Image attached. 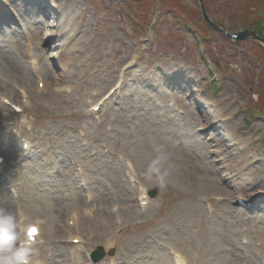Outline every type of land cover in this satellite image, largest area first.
I'll return each mask as SVG.
<instances>
[{"label":"rangeland","instance_id":"rangeland-1","mask_svg":"<svg viewBox=\"0 0 264 264\" xmlns=\"http://www.w3.org/2000/svg\"><path fill=\"white\" fill-rule=\"evenodd\" d=\"M203 1L222 31L200 0H0V207L41 221L34 259L264 264V49L233 37L257 18Z\"/></svg>","mask_w":264,"mask_h":264},{"label":"clouds","instance_id":"clouds-1","mask_svg":"<svg viewBox=\"0 0 264 264\" xmlns=\"http://www.w3.org/2000/svg\"><path fill=\"white\" fill-rule=\"evenodd\" d=\"M160 159L164 157L158 158L157 162ZM40 223L39 220L32 221L22 209L13 212L0 207V264H44L34 259ZM33 228L38 230L37 234L29 236V230Z\"/></svg>","mask_w":264,"mask_h":264},{"label":"bare ground","instance_id":"bare-ground-1","mask_svg":"<svg viewBox=\"0 0 264 264\" xmlns=\"http://www.w3.org/2000/svg\"><path fill=\"white\" fill-rule=\"evenodd\" d=\"M55 0H49V3L51 4H53V2H54ZM55 6V5H54ZM60 12L59 11H52V18H53V21H54V23H55V25H57L58 27H59V29H60V31L59 32H61V33H65L66 34V32L68 31V27H69V25H70V19H71V17L73 16V12H71V13H68V14H66V16L64 17V16H62L61 14H59ZM46 89V88H45ZM45 91V90H44ZM94 107V106H93ZM16 113V112H15ZM237 126V124L236 123H230V124H226V127H228L230 130L232 129V130H234L235 129V127ZM10 127V126H9ZM18 128H21V124H19V123H17V122H15V123H13L12 125H11V130L12 129H18ZM229 129H227V131H229ZM229 137L231 138V141L232 142H237V141H239L240 140V137H239V135H229ZM233 144V143H232ZM260 169V168H259ZM258 169V170H259ZM261 170V169H260ZM192 173V172H191ZM256 173H257V169H253L252 167H250V166H247L246 165V167H244L241 171H240V174H241V176H243V177H245V178H247V180H253L254 179V177H255V175H256ZM145 193L144 192H142V194L141 195H144ZM78 224H79V222H77L76 224H75V229L78 227ZM70 232H72L73 230H69ZM41 230H40V233H39V235H38V238L41 236ZM38 238H37V240H38ZM74 238H76V237H74L72 234H70L69 235V239H74ZM110 244H108V246H109ZM107 246V247H108ZM177 260H178V263H180V264H183L184 263V261H183V259L182 258H178L177 257Z\"/></svg>","mask_w":264,"mask_h":264},{"label":"trees","instance_id":"trees-1","mask_svg":"<svg viewBox=\"0 0 264 264\" xmlns=\"http://www.w3.org/2000/svg\"><path fill=\"white\" fill-rule=\"evenodd\" d=\"M244 10L246 9L247 14L252 17H256L257 19H253L250 21H243V29H253L259 36L264 37V0H246L244 3ZM146 15V12L143 11ZM140 15V12L138 13ZM191 19L194 13H191ZM249 17V16H247ZM143 25V24H142ZM204 27V26H203Z\"/></svg>","mask_w":264,"mask_h":264},{"label":"water","instance_id":"water-1","mask_svg":"<svg viewBox=\"0 0 264 264\" xmlns=\"http://www.w3.org/2000/svg\"><path fill=\"white\" fill-rule=\"evenodd\" d=\"M201 8H202V14L205 22L212 28H214L217 31H222L216 23H214L211 18L209 17L206 7L203 3V0H200ZM249 38H252L255 42H257L263 49H264V37L258 36L255 32L245 31L239 34L238 40L244 41ZM153 195V194H152ZM154 196V195H153ZM115 253L114 250H111L109 252L110 256H113ZM106 253L104 252V249L102 247L98 248L96 252L93 254V258L96 262L100 261L105 257Z\"/></svg>","mask_w":264,"mask_h":264},{"label":"snow or ice","instance_id":"snow-or-ice-1","mask_svg":"<svg viewBox=\"0 0 264 264\" xmlns=\"http://www.w3.org/2000/svg\"><path fill=\"white\" fill-rule=\"evenodd\" d=\"M37 229H35V228H33V229H30V234L31 235H35V234H37Z\"/></svg>","mask_w":264,"mask_h":264}]
</instances>
